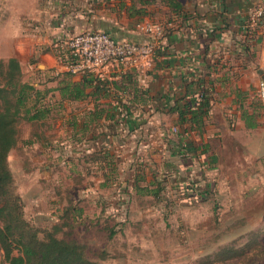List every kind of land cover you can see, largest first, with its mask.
Returning <instances> with one entry per match:
<instances>
[{
	"label": "crops",
	"instance_id": "1",
	"mask_svg": "<svg viewBox=\"0 0 264 264\" xmlns=\"http://www.w3.org/2000/svg\"><path fill=\"white\" fill-rule=\"evenodd\" d=\"M261 1L0 0V60L17 58L23 73L26 65L38 78L28 82L51 90L43 102L51 112L38 122L40 130L32 134L31 142L41 141L38 147L48 152L52 138L60 137V133L54 136L57 130H48L51 113L67 108L78 120L82 117L75 132L70 128L73 136L86 130L82 133L90 138V156L117 154L118 171L152 173L151 184L166 176L170 184L174 182L173 189L186 176L209 173L217 150L227 147V137L246 146L251 138L264 142V100L259 95L264 79V23L251 20ZM142 21L172 26L150 64L136 71L133 83L124 82L111 64L103 77L97 75L108 81L101 95L94 96L95 86L90 85L87 98L61 101L62 78L79 82L88 74L55 75L62 63L61 42L97 30L117 40L148 41L150 36L136 28ZM123 88L129 93L121 95ZM203 91L206 100L198 95ZM200 105L206 112L199 110ZM201 148L205 149L202 158L210 160L203 169L196 164ZM258 149L263 150V145ZM90 165L100 166L102 172L109 169L96 161ZM108 184L103 180L91 189Z\"/></svg>",
	"mask_w": 264,
	"mask_h": 264
},
{
	"label": "rangeland",
	"instance_id": "2",
	"mask_svg": "<svg viewBox=\"0 0 264 264\" xmlns=\"http://www.w3.org/2000/svg\"><path fill=\"white\" fill-rule=\"evenodd\" d=\"M23 67L25 80L37 81L33 71ZM66 109L51 113L48 130H57L54 136L60 133V137L52 138L48 152L38 147L41 141L31 142L39 124L22 122L19 148L10 153L9 164L28 217L42 227L50 226L59 221L71 196L80 209L72 221L74 236L88 246L91 258L108 264H264V257L254 253L256 247L228 262L215 260L224 246L247 248L252 233L264 250V142L251 138L248 147L238 143L237 148L227 137V147L217 150L209 173L195 172L192 177L204 200L179 202L187 194L178 196L179 189H173L174 182L170 184L166 176L149 187H162L157 199L137 189L153 181L152 173L138 180V173L130 169L118 171L117 154L106 160L110 163L107 173L90 165V138L82 133L86 130L80 127L73 136L82 117L78 120ZM262 145L263 150L258 149ZM103 180L110 184L91 189ZM36 204H41L39 209Z\"/></svg>",
	"mask_w": 264,
	"mask_h": 264
},
{
	"label": "trees",
	"instance_id": "3",
	"mask_svg": "<svg viewBox=\"0 0 264 264\" xmlns=\"http://www.w3.org/2000/svg\"><path fill=\"white\" fill-rule=\"evenodd\" d=\"M67 75L71 74L65 76ZM136 75V71L128 72L122 76V80L133 83ZM23 77L22 66L17 58L0 60L1 264H108L91 258L88 246L74 236L72 221L80 209L77 208L71 196L68 198V203L60 215L59 221L50 226L42 227L35 219L26 214V204L19 193L17 180L9 164V156L12 150L19 148L22 122L39 124L38 122L51 112L43 103L51 90L39 89L34 84L25 81ZM107 83L106 79L90 78L88 74L79 82L73 81L70 76L69 78H62L59 87L61 101H79L87 98L90 94L86 93V89L90 85L95 86L93 95L99 96L106 88ZM117 87H119L118 84ZM128 93L127 88L121 90V95ZM198 95L202 100H206L204 91ZM198 108L199 110L201 108L203 113L206 112L201 105ZM199 110L197 109L193 113L197 114ZM201 151V155H197L196 164H199L203 169V165L210 163V160L207 156L202 158V155H205V149L201 148ZM111 156L112 154L107 153L96 154L90 156V162L96 161L99 165L108 167L110 163L106 160ZM25 165H29L28 162H25ZM199 172L204 174L205 171ZM136 173H138V180L146 179L142 171ZM153 184L138 185L137 189L141 192L147 190L152 193V196L159 199V192L162 187L158 190H151ZM178 189V196L187 194V197L178 198L179 202L196 203L204 200L192 183L190 176H186ZM258 239L256 233H252L249 242L252 245L248 244L247 248H238L235 245L224 246L215 255V260L228 262L230 258L233 259L241 255L240 252H245L249 248L255 250V247L254 253H260V256L264 257V250L260 245V239ZM204 264L208 263L205 262Z\"/></svg>",
	"mask_w": 264,
	"mask_h": 264
},
{
	"label": "built area",
	"instance_id": "4",
	"mask_svg": "<svg viewBox=\"0 0 264 264\" xmlns=\"http://www.w3.org/2000/svg\"><path fill=\"white\" fill-rule=\"evenodd\" d=\"M251 20L264 23V0L253 8ZM171 26V22H138L137 30L150 36V39L144 42L117 40L108 32L101 30L75 34L58 45L63 53L61 68L55 75L88 73L95 75L96 78L97 75L103 77L106 67L111 64L117 66L119 77L128 72L138 71L144 64H150L153 60ZM259 95L264 100V79L259 83ZM172 131L176 133L178 128L173 127ZM191 179L197 187V181Z\"/></svg>",
	"mask_w": 264,
	"mask_h": 264
}]
</instances>
